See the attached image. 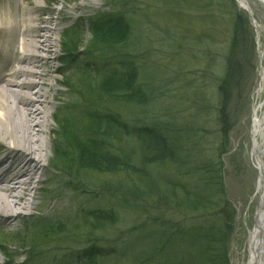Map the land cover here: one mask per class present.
I'll list each match as a JSON object with an SVG mask.
<instances>
[{"label": "trees", "instance_id": "obj_1", "mask_svg": "<svg viewBox=\"0 0 264 264\" xmlns=\"http://www.w3.org/2000/svg\"><path fill=\"white\" fill-rule=\"evenodd\" d=\"M244 18L238 12L233 23L226 69L219 84L222 102L240 83V49L249 36ZM90 22L93 37L87 51L105 50L115 64L76 63V72L81 77L75 81L68 79L66 85L94 107H84L83 114L76 112V105L60 112L61 136L73 152H66L58 144L55 163L64 167L56 169L63 170L68 178H76V184L82 182L83 170L124 174L125 191L133 202L127 195L116 196L123 188L111 184L108 190L115 192L110 195L109 207H79L78 225L59 217L37 215L34 222L30 221L36 235L30 239L28 257L17 264H49L52 259L47 262L49 257L37 251L40 246L59 242L68 245L75 239L81 240L74 246L64 247L72 249L61 263L58 260L55 264H104L110 259H121L125 264H231L229 243L236 212L226 198L221 168L205 156L202 143L206 139L199 132L203 129L195 117L182 123L167 118L151 121L146 118L150 122H143L142 117L134 119L129 110L123 115L116 113L111 107L113 104H124L128 109L137 107L142 110L141 115L148 114L144 109L155 99L156 89L148 88L149 79L132 53L120 50L133 36L131 23L124 13L103 14ZM81 32L79 25L66 31L65 55L76 56L82 45ZM70 109L74 112L69 113ZM183 207L187 211L207 213L202 218L188 219L181 215L187 212ZM129 208L145 215V221L129 231L124 245L116 240L103 243L104 238L98 233L109 225L115 226L119 210ZM166 211L174 216L179 214L182 219L168 218L164 215ZM82 238L89 239L90 243L76 248Z\"/></svg>", "mask_w": 264, "mask_h": 264}, {"label": "rangeland", "instance_id": "obj_2", "mask_svg": "<svg viewBox=\"0 0 264 264\" xmlns=\"http://www.w3.org/2000/svg\"><path fill=\"white\" fill-rule=\"evenodd\" d=\"M248 1L251 7L249 10L240 6L239 0L20 1L21 6L29 10L38 5L43 17H49L52 12H55L53 15L57 17V12L61 11L60 17L64 18L58 21L59 24H50L53 27L58 25L59 28L55 34V37L59 38V59L52 63L50 70L55 66L59 68L56 75L66 83L57 85V88L63 93L65 100L68 99L76 105V112L79 114H82V109L86 110L84 107L89 109L94 106L86 104L66 85L68 79L75 81L81 77L80 73L76 72V63L84 65L87 62L100 61L103 65L108 61L115 64L114 59H109L112 55L105 50L92 53L87 51L89 40L93 37L89 31L90 21L103 14L124 13L131 23L133 36L120 50L131 52L139 66H142L149 79L148 88L156 89L155 99L145 107L144 110L148 111V114L144 116L141 115L142 110L137 107L128 109L124 104H113L111 107L121 115L129 110L134 119L142 117L143 122L167 118L182 123L195 117L194 120L203 129L199 132L206 139L205 143H202L205 156L212 158L221 168L226 198L236 212L229 243L231 264H238L244 259L259 196V193H256L259 171L252 153V118L260 71L255 24L264 22V9L256 0ZM8 3L7 0H0V6L5 7ZM9 4L13 9L14 3ZM77 7L86 9L77 10ZM238 12L245 17L249 36L247 35L248 41L245 45L240 44L241 79L238 88L234 87L233 93L228 94L222 102L219 84L226 69L233 23ZM74 25H79L82 30V45L76 56L72 57L64 54L63 36ZM11 68L4 74L8 75L7 72ZM58 125L53 124L57 128ZM61 132L56 135L60 137ZM109 149L112 150L110 147ZM48 172L38 184V195L32 207L23 209V214L12 224H5L0 216V264H17L27 259L30 239L36 235L31 230L33 223L30 221L39 214L59 217L66 223L78 225L81 222L79 217L77 218L79 207H109L110 195L115 192L108 190L111 184L123 188L116 196L127 195L130 202H133L125 191L124 174L112 175L83 170L80 177L82 182L76 184V178H68L65 172L57 170L54 165H49ZM183 208L187 211V208ZM204 213L207 212L188 210L181 215L193 219L202 218ZM164 215L182 219L179 214L174 216L168 211ZM145 218V215H140L133 208L121 209L118 223L113 227L109 225V228L98 234L104 238L103 243L111 244L116 240L119 245H124L128 241L129 231L140 226ZM73 233L75 234V231ZM80 240L69 241L68 245L51 243L48 246H40L37 251H42L41 253L49 257L47 262L52 259L49 264H55L58 260L61 263L72 248L65 249L74 246L76 242L78 244ZM88 243L89 239L82 238L76 248ZM104 264L125 263L121 259H110Z\"/></svg>", "mask_w": 264, "mask_h": 264}, {"label": "bare ground", "instance_id": "obj_3", "mask_svg": "<svg viewBox=\"0 0 264 264\" xmlns=\"http://www.w3.org/2000/svg\"><path fill=\"white\" fill-rule=\"evenodd\" d=\"M7 1L15 6L13 9L9 3L0 6V216L5 224H12L23 209L35 204L38 184L49 165L62 168L63 165L55 163L56 146L62 144L66 152L72 151L65 139L56 135L61 131L59 125L58 129L53 124H59L60 112L75 104L65 100L57 88L66 83L56 75L59 68L50 70L59 59V38L55 37L59 28L50 24H59L64 18L60 17L61 11L57 17L53 15L55 12L43 17L38 5L29 10L21 6V0ZM256 1L264 9V0ZM239 2L243 8L251 9L248 0ZM255 27L260 71L252 118V153L260 182L264 178V22ZM10 67L8 75L4 74ZM70 110L69 113L74 112ZM256 193H259L255 195L258 207L244 259L238 264H254L261 258L258 264H264V239L261 253L255 252L264 225V199L259 186Z\"/></svg>", "mask_w": 264, "mask_h": 264}, {"label": "water", "instance_id": "obj_4", "mask_svg": "<svg viewBox=\"0 0 264 264\" xmlns=\"http://www.w3.org/2000/svg\"><path fill=\"white\" fill-rule=\"evenodd\" d=\"M259 184L260 185H258V186H259L260 194H261V197H263V199H264V178H262L260 180ZM257 207H256V209H257ZM263 239H264V225L261 226V228H260V233L258 236L257 245L255 247V252H257V254L261 253ZM261 261H262V258L260 261L256 260V262L254 264H258V262H261Z\"/></svg>", "mask_w": 264, "mask_h": 264}]
</instances>
